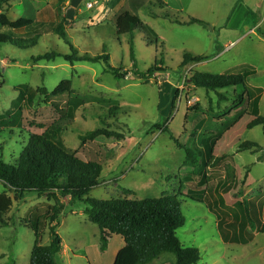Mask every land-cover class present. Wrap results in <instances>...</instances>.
<instances>
[{
    "label": "rangeland",
    "instance_id": "1",
    "mask_svg": "<svg viewBox=\"0 0 264 264\" xmlns=\"http://www.w3.org/2000/svg\"><path fill=\"white\" fill-rule=\"evenodd\" d=\"M70 2H10L11 19L25 17L34 22L30 28L14 31V37L36 39V44L26 49L0 44V112L14 113L16 88L45 87L52 92L63 80H72V97L78 95L81 101L75 112L68 108L66 95L47 99L39 94L24 109L27 119L45 124L47 135L69 152L81 146V136L104 127V122L111 131L126 136L118 141L100 140L111 152L99 186L88 197L140 201L174 196L186 219L177 235L186 247L200 251L198 264H264V233L260 231L264 151L240 150L245 142L263 148V128L245 129L253 119L248 101L233 110L242 87L208 92L189 81L196 72L224 75L249 70L247 86L261 90L260 115L264 116V0H83L66 25L68 40L80 55L106 53L109 65L103 61L72 65L63 58L37 61L51 52L71 54L70 44L49 32L59 21L58 14L60 19L66 16ZM89 2L93 4L90 9ZM124 11L137 15L158 40L150 43L139 30L133 37L117 35L116 19ZM192 19L207 26L184 24ZM185 54L205 60L182 66ZM156 61H163L159 63L162 70L149 76ZM119 69L125 79L115 76ZM178 89L180 95L174 102ZM221 93L225 100H219ZM195 106L198 112L189 111ZM27 138L19 131L2 132V160L15 164ZM186 149L195 154L192 159H198L196 167L186 164ZM232 171L233 183L227 187ZM3 192L8 189L0 182ZM60 201L64 210L55 224L66 254L57 263L113 264V249L103 254L100 229L88 220L87 205L71 204L69 197ZM54 204L53 199L37 194L13 202L7 224H0V264H30L36 238L26 222L41 217ZM219 222H223L221 228ZM49 229L45 221L44 245L50 243ZM226 229L229 235L252 238L231 243ZM153 264H176V256L165 254Z\"/></svg>",
    "mask_w": 264,
    "mask_h": 264
},
{
    "label": "trees",
    "instance_id": "2",
    "mask_svg": "<svg viewBox=\"0 0 264 264\" xmlns=\"http://www.w3.org/2000/svg\"><path fill=\"white\" fill-rule=\"evenodd\" d=\"M11 1L13 0H0V44L8 43L26 49L35 45L36 39L16 38L13 32L30 28L34 22L31 18L25 17L11 19L8 15ZM57 17L59 21L52 25L49 32L58 35L70 44L72 52L71 54L47 53L44 57L36 58L37 61L63 58L72 65L75 62L97 63L101 61L109 65L110 57L106 53L99 56L80 55L68 40L67 17L60 19V14ZM177 23L182 24L180 21ZM184 24L207 26L206 23L197 19H192ZM115 25L119 36L131 35L133 37L135 31L139 30L146 35L150 43L158 40L156 32L151 27L145 25L137 15L128 11L118 15ZM131 57L135 61L133 47L131 48ZM204 60L205 58L202 56L185 54L182 66L200 63ZM159 63L163 64V61H156L148 72L149 76H152L155 71L162 70ZM121 71V69L115 70L114 74L117 78L125 79V75H122ZM250 75L249 70L240 74L224 75L196 72L189 81L194 87L204 88L208 92L242 87L243 92L238 95L233 110H240L248 101L253 119L246 124L245 129L251 130L261 126L264 134V116L260 115L261 90L255 92L247 86V78ZM143 78L146 77L143 76ZM15 90L19 92V95L13 105L14 113L0 112V134L7 131L13 135L15 131H19V133L27 134L28 138L24 142L15 164L5 163L0 155V182L8 189V192L0 193V224H7L6 217L13 207V202L24 200L28 194H37L39 197L47 196L55 201V204L50 206L41 217L26 222L34 230L36 238L30 264H58L57 256L61 253L63 245L55 223L64 210L60 198L68 197L71 204L80 201L87 205L85 214L88 220L100 229L103 252L107 250L112 237L117 236L124 240V247L116 255L113 264H153L165 254L175 255L176 264H198L201 261L200 251L194 247H186L177 235V231L186 225V219L183 216L180 203L174 200V196L140 201L119 198L101 201L88 197L92 189L99 186L100 176L111 152V149H108L100 140L118 141L126 137L124 134L111 131L109 125L104 122V127L81 136V146L76 151L69 152L47 135L45 124L26 118L24 104L31 102L39 94L44 95L47 99L66 95L65 97L69 98L68 108L75 112L81 105V101L78 95L72 97L74 94L72 80H63L52 92H48L45 87L33 89L30 86H23ZM179 95L180 90L178 89L175 92L174 102L177 101ZM225 99V94H219L220 101ZM112 111L113 109L110 110V112ZM189 111L198 112L199 107L195 106ZM206 144L208 147V143ZM178 145L181 146L179 143ZM240 150L241 152H259V150L264 151V147H260L255 142H245L240 145ZM186 153V164L196 167L198 159H192L195 154L189 149H186ZM233 175L232 171L226 181L227 187L233 183ZM10 193L13 194V198ZM130 194L132 193L130 192ZM45 221L50 227L51 239L48 245L42 243ZM223 222H219V228L222 227ZM260 226V231L264 233V222H261Z\"/></svg>",
    "mask_w": 264,
    "mask_h": 264
},
{
    "label": "crops",
    "instance_id": "3",
    "mask_svg": "<svg viewBox=\"0 0 264 264\" xmlns=\"http://www.w3.org/2000/svg\"><path fill=\"white\" fill-rule=\"evenodd\" d=\"M204 148H207V144L206 143H204ZM226 231H227L226 236H227V238L229 239V241L231 243H233V242H236V243H246V242L250 241V239L252 238V237H250L251 235L248 234L249 237H247V239L245 240V239H243V238L240 237V234H239V236L238 235H235V233L233 235H229V232H228L227 229H226ZM244 235H245V233H244ZM62 245H63V243H62ZM123 247H124V240L122 238H120V237L114 236V237H112L110 239L108 248H107L106 251L103 252V254L104 255H109L110 254V250L113 249V251H112V257H113L112 259L113 260L112 261L114 263V260L116 258V255L119 253V251ZM65 254L66 253H65L64 249H62L61 253L57 256V259L60 256H63Z\"/></svg>",
    "mask_w": 264,
    "mask_h": 264
},
{
    "label": "water",
    "instance_id": "4",
    "mask_svg": "<svg viewBox=\"0 0 264 264\" xmlns=\"http://www.w3.org/2000/svg\"><path fill=\"white\" fill-rule=\"evenodd\" d=\"M82 1L83 0H71L70 7L68 8L67 14H66V17H67L66 25L69 24L71 20H73Z\"/></svg>",
    "mask_w": 264,
    "mask_h": 264
},
{
    "label": "built area",
    "instance_id": "5",
    "mask_svg": "<svg viewBox=\"0 0 264 264\" xmlns=\"http://www.w3.org/2000/svg\"><path fill=\"white\" fill-rule=\"evenodd\" d=\"M87 7L90 9V8H92V7H93V4L89 2V3H87ZM189 103H190V104H192V102H191V101H189Z\"/></svg>",
    "mask_w": 264,
    "mask_h": 264
}]
</instances>
